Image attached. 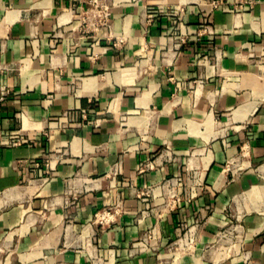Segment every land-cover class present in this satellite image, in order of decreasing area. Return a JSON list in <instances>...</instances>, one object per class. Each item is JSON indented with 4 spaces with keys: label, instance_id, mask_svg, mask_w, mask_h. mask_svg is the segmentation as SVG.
<instances>
[{
    "label": "crops",
    "instance_id": "1",
    "mask_svg": "<svg viewBox=\"0 0 264 264\" xmlns=\"http://www.w3.org/2000/svg\"><path fill=\"white\" fill-rule=\"evenodd\" d=\"M89 1L0 0V264H264V0Z\"/></svg>",
    "mask_w": 264,
    "mask_h": 264
},
{
    "label": "built area",
    "instance_id": "2",
    "mask_svg": "<svg viewBox=\"0 0 264 264\" xmlns=\"http://www.w3.org/2000/svg\"><path fill=\"white\" fill-rule=\"evenodd\" d=\"M256 0H243L241 6H253ZM112 21V9L107 0H90L89 7L82 12L81 28L86 33H97L103 29H109ZM114 213L105 211L97 215L100 224L112 222Z\"/></svg>",
    "mask_w": 264,
    "mask_h": 264
}]
</instances>
